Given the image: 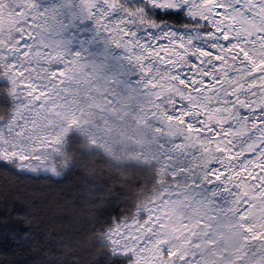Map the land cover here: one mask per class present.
I'll return each mask as SVG.
<instances>
[{
    "label": "snow or ice",
    "instance_id": "1",
    "mask_svg": "<svg viewBox=\"0 0 264 264\" xmlns=\"http://www.w3.org/2000/svg\"><path fill=\"white\" fill-rule=\"evenodd\" d=\"M87 20L94 27L80 48L100 43L98 55L134 66L135 86L115 92L99 75L106 65L73 47L69 28ZM119 71L127 74L123 63ZM0 77L15 102L0 116V168L59 175L69 133L103 140L127 116L178 141L164 155L172 183L161 185L163 199L104 229L126 264H264V0H61L43 9L0 0ZM217 183L235 190L227 208L213 206L215 189L200 191ZM222 228L230 247L220 246ZM16 239L37 264H64L70 251L59 238L39 245L27 229Z\"/></svg>",
    "mask_w": 264,
    "mask_h": 264
},
{
    "label": "trees",
    "instance_id": "2",
    "mask_svg": "<svg viewBox=\"0 0 264 264\" xmlns=\"http://www.w3.org/2000/svg\"><path fill=\"white\" fill-rule=\"evenodd\" d=\"M41 6L46 0H37ZM92 21L76 22L69 28L79 40H87ZM8 84L0 77V116H7L13 100ZM80 131L69 134L67 159L60 177L35 175L0 168V264H37L39 257L31 246L16 237L29 230L39 245H69L64 264H126V257L114 255L102 241L104 229L129 217L136 208L161 195V185L172 182L161 173L154 159L129 160L113 147L117 156L92 143ZM120 148L122 146L118 145ZM18 217H27L25 224Z\"/></svg>",
    "mask_w": 264,
    "mask_h": 264
},
{
    "label": "rangeland",
    "instance_id": "3",
    "mask_svg": "<svg viewBox=\"0 0 264 264\" xmlns=\"http://www.w3.org/2000/svg\"><path fill=\"white\" fill-rule=\"evenodd\" d=\"M60 2L61 0H46V2L42 4L40 7L42 9L48 7H57L59 6ZM60 19L64 20L67 23L66 14L61 15ZM67 35L70 36L69 30ZM102 48H103L102 44L96 43L91 46H88L86 44L85 48L81 49L79 47L76 50L81 51L82 56L85 58L87 62L104 63L106 65V67L100 72L99 75L101 79L111 78L115 81V83L111 85V87L115 90V92L123 93L125 83L135 86L134 82L137 80V76L133 75V73L136 71L134 66L128 64L126 61L123 60L117 61L116 59L113 58L106 59L105 57L98 55V53H100ZM122 55L123 54L119 50L116 49L113 50L114 57H120ZM120 63H123L125 65L127 74L124 75L120 74L119 71ZM2 81L7 83L9 88L11 87V84L6 77H2ZM99 127L103 128L104 125H99ZM73 131H78V130L74 129ZM83 134H85L86 136H90L92 139H96V145L103 149H107V150L112 149L113 151L114 146L118 147L121 150L120 155L125 156L129 160L136 161L141 159H154L158 162L160 170L163 169L164 165L167 163V161L164 159V155H166V150L170 149L173 143L178 142L174 140L169 141L163 136L156 137L154 136V134L147 133L143 127L137 125L135 122L132 121L131 116H127L126 118L123 119V121H121L120 119L111 121L110 124L108 125L106 138L103 140L97 137L95 133L90 135L87 133H83ZM251 135L254 136L255 133H252ZM250 139H251L250 136H246L243 138V142L247 143L250 141ZM118 145L122 146V148H120ZM159 145H163V148L159 147ZM110 154L113 156H117V153L114 151L110 152ZM187 159H190V157ZM187 159L185 160V167H187ZM66 167L60 169L59 175H53L51 172H45L43 170L39 172H28V171H22V172L31 173L35 175L47 174L55 177H60L64 173ZM171 183L172 182H166V184H171ZM213 189H215L219 193V195L214 197L212 200L213 206L219 208L229 207L233 199L235 190L231 188L225 190L224 184L217 183L214 185H206L205 188L200 191L202 192L203 195L210 196L211 191ZM168 191H170V189H165V192ZM163 195L164 193L162 192V195L157 200L163 199ZM123 219L115 221L114 224L122 221ZM221 231L223 232V238L220 241V246L230 247L232 241L230 239V234L227 228H222ZM105 237L106 235L102 238V241L109 245L108 240ZM192 258L195 260H200L201 253L199 251L194 250V256Z\"/></svg>",
    "mask_w": 264,
    "mask_h": 264
}]
</instances>
